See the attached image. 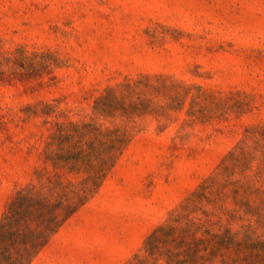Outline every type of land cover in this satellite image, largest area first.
<instances>
[{"label":"rangeland","instance_id":"374dc122","mask_svg":"<svg viewBox=\"0 0 264 264\" xmlns=\"http://www.w3.org/2000/svg\"><path fill=\"white\" fill-rule=\"evenodd\" d=\"M55 182L31 264H264V0H0V219Z\"/></svg>","mask_w":264,"mask_h":264},{"label":"trees","instance_id":"16d2710c","mask_svg":"<svg viewBox=\"0 0 264 264\" xmlns=\"http://www.w3.org/2000/svg\"><path fill=\"white\" fill-rule=\"evenodd\" d=\"M95 187L98 188L96 184ZM91 191L61 182L18 190L0 219V264H31L60 227L83 206ZM172 230L162 227L149 238L146 250L150 256L158 249L157 234L165 232L168 236ZM167 257L169 264H193L192 260H177L174 252Z\"/></svg>","mask_w":264,"mask_h":264}]
</instances>
